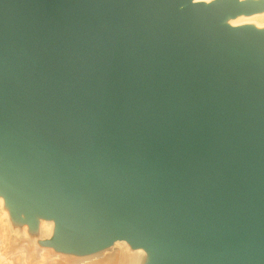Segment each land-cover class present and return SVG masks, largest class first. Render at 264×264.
Wrapping results in <instances>:
<instances>
[{
    "label": "water",
    "instance_id": "95a60500",
    "mask_svg": "<svg viewBox=\"0 0 264 264\" xmlns=\"http://www.w3.org/2000/svg\"><path fill=\"white\" fill-rule=\"evenodd\" d=\"M264 0H0V193L44 242L264 264ZM227 17V18H226Z\"/></svg>",
    "mask_w": 264,
    "mask_h": 264
},
{
    "label": "rangeland",
    "instance_id": "374dc122",
    "mask_svg": "<svg viewBox=\"0 0 264 264\" xmlns=\"http://www.w3.org/2000/svg\"><path fill=\"white\" fill-rule=\"evenodd\" d=\"M213 0H203L202 2L208 3ZM264 11L254 13L261 14ZM244 15L249 22L243 24H237V26L248 25L259 30L264 29V23L257 26L254 22L256 16ZM231 21L236 20L229 18ZM228 24V23H227ZM0 214L4 215L5 222L8 225V232L5 236V243L7 246V256L4 264H83L79 259L83 257V254H77L74 252H62L58 251L51 246L44 244L45 241L51 239L54 235L55 221L53 218H46L43 216H36L33 224L28 221L24 214L15 215L11 211V206L6 202L3 194L0 193ZM53 219V220H52ZM54 222H51V221ZM42 223H48L51 226L50 232L45 234L41 228ZM112 246V245H111ZM110 247V246H109ZM35 249H40L43 252V257L35 253ZM48 250L52 252L49 253ZM109 251H105L107 254ZM91 254V253H90ZM146 257L141 264H149L151 253L147 250ZM88 255V254H85ZM46 258L42 262L43 258ZM13 261V263H12Z\"/></svg>",
    "mask_w": 264,
    "mask_h": 264
},
{
    "label": "bare ground",
    "instance_id": "6f19581e",
    "mask_svg": "<svg viewBox=\"0 0 264 264\" xmlns=\"http://www.w3.org/2000/svg\"><path fill=\"white\" fill-rule=\"evenodd\" d=\"M191 1L198 2L203 0ZM252 16H256L253 18L254 22L258 24L257 26L264 23V13L259 15L253 14ZM246 19L247 17H244V15H238L236 20L231 21L229 18H227L225 22L230 26H237L239 23L243 24L244 22H249ZM41 228L45 234H48L51 230V226L48 223H42ZM7 232L8 225L5 222L4 215L0 214V264L5 263L7 256V246L5 243V236ZM105 251L109 252L105 254ZM48 252L51 253L52 251L48 250ZM35 253L43 257V252L40 249H35ZM145 253H147V249L144 246H133L126 240H118L110 247H106L88 255H83V257L79 260L84 262L83 264H141L146 257ZM45 260L46 258L44 257L42 262Z\"/></svg>",
    "mask_w": 264,
    "mask_h": 264
}]
</instances>
